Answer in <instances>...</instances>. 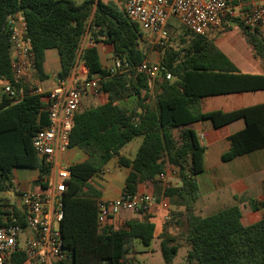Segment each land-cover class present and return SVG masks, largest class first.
Returning <instances> with one entry per match:
<instances>
[{
	"label": "trees",
	"instance_id": "trees-1",
	"mask_svg": "<svg viewBox=\"0 0 264 264\" xmlns=\"http://www.w3.org/2000/svg\"><path fill=\"white\" fill-rule=\"evenodd\" d=\"M15 13H22L28 25L35 78L42 81L47 77L45 53L57 49L60 79L68 78L80 63L89 79H98L100 91L107 97L104 104L81 106L75 113L70 148H79L88 159L69 166L60 225L69 259L59 264H132L128 255L135 241L150 246L155 239V224L139 218L127 220L118 230L99 228L97 201L101 193L89 181L103 173L113 158L130 169L125 183V191L129 192H136L142 182L156 184V176L169 165L177 170L181 185L165 188L163 195L170 206L182 208L171 213L167 221L185 217L189 264H264V217L244 225L238 205L206 217L194 213L199 194L197 176L204 171L206 147L197 132L187 127L209 121L219 129L243 120L245 127L228 136L229 149L221 156L223 162L264 149V104L230 112H203L200 107L206 97L264 90V74L216 69L213 41L183 26L185 31L179 39L168 37L165 47L158 49L159 63L172 78L167 80L161 75L156 82L158 92L150 100L154 79L135 69L147 58L140 47L143 35L140 25L125 13L124 5L121 9L103 0H85L79 5L72 0H0V80L6 83L13 79L9 32L3 27ZM234 19L256 55L264 58L263 33L244 27L240 17ZM88 34L91 45L83 46ZM101 43L110 45L114 57L127 61L131 69L111 73L101 62L97 48ZM19 86L27 89L25 82ZM128 98L135 100L134 107L121 104ZM48 125L49 113L41 96L26 94L15 100L4 93L0 102V194L7 197H0V226L12 219L25 225L24 208L9 203L10 192L19 195L13 170L36 168L37 184L50 174L32 146L36 132ZM137 137H142V142L134 159L121 156L122 149ZM251 205L258 208L254 201ZM180 247L175 237H161L165 264L173 263ZM22 260L17 256L13 264Z\"/></svg>",
	"mask_w": 264,
	"mask_h": 264
},
{
	"label": "built area",
	"instance_id": "built-area-1",
	"mask_svg": "<svg viewBox=\"0 0 264 264\" xmlns=\"http://www.w3.org/2000/svg\"><path fill=\"white\" fill-rule=\"evenodd\" d=\"M241 0H124V11L130 19L152 30L155 39L152 46L165 47L168 40V20L176 18L191 32L211 38L214 32L224 28L231 9ZM244 27L260 31L264 35V0L250 8L242 17ZM5 27L9 32V54L13 82H7L4 93L11 99H21L26 94L41 96L49 113L48 127L33 136L35 153L48 168L50 174L43 178L39 188L19 194L20 205L25 212V225L6 222L0 226V264H13L17 256L23 260L18 264H59L69 259L60 230L64 218V196L70 179L69 166L64 156L70 148V135L75 113L83 99L104 95L98 79H89L84 65L77 63L71 75L58 79L51 90H45L41 80L34 77L35 58L28 25L22 13L11 15ZM111 73H125L130 64L112 56L107 66ZM137 73L156 79L163 75L171 80V74L159 62L145 59L135 67ZM25 82L27 89L20 87ZM108 170H106L107 172ZM177 173V170L175 169ZM155 181L161 184L158 196L147 192L123 191L112 200H98V225L100 229L116 230L113 217L123 211L135 214L150 213L158 204L168 210L170 205L164 197L168 186L167 171L159 173ZM45 186H43V185ZM165 219H168L166 215ZM57 224V227H55Z\"/></svg>",
	"mask_w": 264,
	"mask_h": 264
},
{
	"label": "crops",
	"instance_id": "crops-1",
	"mask_svg": "<svg viewBox=\"0 0 264 264\" xmlns=\"http://www.w3.org/2000/svg\"><path fill=\"white\" fill-rule=\"evenodd\" d=\"M238 5V3H237ZM240 6V4H239ZM236 6V7H239ZM226 22V21H225ZM224 22V24H226ZM224 27L220 31L214 32L210 38L213 41L216 53L213 54V64L216 65V69L225 70L238 73L247 74H264V58L256 55L255 50L251 46L248 38L243 34L247 40L253 55L255 56V63L252 65L247 61H240L239 64L222 48V43L226 33L231 31ZM230 46V45H229ZM110 45L97 44L101 62L104 65L112 63L113 50ZM231 48V47H230ZM220 56H219V54ZM55 67L57 72V79L50 80L49 68ZM255 70H254V68ZM61 69V60L57 49H49L45 53L44 71L46 78L41 81V85L45 90H51L56 85L59 77L58 73ZM2 81V80H0ZM6 85V82L4 81ZM4 85V86H5ZM156 86H153V88ZM4 87L2 89L3 98ZM153 88L151 93L153 92ZM107 100L105 95L97 97H87L82 100L81 106L92 107L104 104ZM130 104V108L135 105V100L132 98L125 99L121 104ZM258 104H264V90L256 92H242L228 95H219L203 98L200 102V107L203 112H210L215 110H221L224 112H230ZM187 127L194 129L202 143L206 147L204 155V171L202 174L197 176V183L199 186L198 198L194 203V213L201 217L210 216L216 214L226 208L238 205L240 207L242 218L241 221L244 225H251L264 217V149H260L249 154L240 156L230 162H223L221 156L224 152L229 149L228 136L232 133L242 130L245 127L243 120L231 123L223 128L216 129L209 121L194 122ZM126 147V146H125ZM125 147L121 151V156L133 160L134 157L127 155L124 151ZM210 147L213 151H210ZM131 154V153H130ZM136 155V154H135ZM88 159L87 155L84 154L79 148H69L68 152L64 156V160L68 166L82 163ZM117 163L119 167L125 168V177L130 172V169L119 164L118 158ZM106 167V165H105ZM104 167V169H105ZM167 181L168 187H177L181 185V180L178 173L175 172V168L171 165L167 166ZM102 174L94 176L89 184L100 191L101 197L98 200H112L118 198L125 190V184L121 189H117L111 186L108 181L101 179ZM38 174L31 179L26 188H23L19 183L16 185V189L20 194L23 191H33L39 188L36 183ZM126 183V182H125ZM22 187L23 190L20 188ZM161 184L153 182H142L139 183L136 192H147L158 196L161 192ZM26 189V190H25ZM11 197H14L13 192H10ZM251 201L256 203L257 209H254L251 205ZM170 208V207H169ZM129 213L123 211L120 215L113 217L112 224L116 226L122 222V215ZM168 210L162 209L158 204L150 213L135 214L133 218H139L142 221L150 222L155 224L156 233L157 227L163 220H165ZM167 220V219H166ZM158 222V224L156 223Z\"/></svg>",
	"mask_w": 264,
	"mask_h": 264
},
{
	"label": "rangeland",
	"instance_id": "rangeland-1",
	"mask_svg": "<svg viewBox=\"0 0 264 264\" xmlns=\"http://www.w3.org/2000/svg\"><path fill=\"white\" fill-rule=\"evenodd\" d=\"M76 4H82L85 0H72ZM104 2H112L117 4L121 9L124 5V0H103ZM261 0H241L237 6L231 9L230 13L227 15L226 24H224V27L230 28V27H237L233 28L231 31L226 33L224 36V40L222 43V48L239 64L240 61H247L250 62L252 65L255 63V56L253 55L249 45L247 44V40L242 35V32L239 29V26L237 22L235 21V17H241L254 5L258 4ZM234 17V18H233ZM170 26V29L168 27ZM168 33L171 39H179V36L183 34L185 29L181 25V23L176 19L171 17L168 20ZM140 29L143 35V41L140 43L141 49L145 52L147 55V60L151 62H159V50L152 46V41L155 39L154 34L152 30L149 28L144 27L143 25H140ZM91 36L88 34L83 41V46L91 45ZM105 45L106 44H100ZM230 45V46H229ZM231 47V48H230ZM111 48V47H110ZM112 60V59H111ZM110 65V64H109ZM254 68V67H253ZM255 70V68H254ZM57 72L58 70L55 67L49 68V78L50 80H56L57 79ZM160 79V76H157L156 79H154V86H156V82ZM4 81H0V98L2 96V89L1 87H4ZM158 92L157 86L153 88V92L151 93L150 100L155 97V94ZM126 103V102H125ZM135 105V104H133ZM126 107L130 108V104H125ZM84 108V106H82ZM133 107V106H132ZM131 107V108H132ZM142 142V137H137L133 139L131 142H129L124 151L127 152V155L134 157L137 153L140 144ZM213 151V148L210 147L209 153ZM131 153V154H130ZM64 164H66L64 160ZM106 170H108L106 172ZM38 174V170L36 168H16L13 170L12 178L14 179V186L18 185V183L23 187L26 188L28 183L31 182V179ZM101 179L105 182L108 181L111 183V186L117 189H121L122 186L126 182L125 177V168L119 167L117 163V159L113 158L111 159L107 164L103 171ZM22 187L20 188L21 190ZM15 190L17 191L16 187ZM26 190V189H25ZM18 193V191H17ZM0 197L6 198V195L0 194ZM10 204H19L20 205V199L19 195H15L14 197H11L9 199ZM182 211V208L170 206L168 209V216L173 212H180ZM133 213H125L122 215L121 219L122 222L115 227L116 230L123 227L124 223L129 220L133 219ZM160 221H156L158 224ZM186 220L184 216H180L178 218V221H172L169 222L166 219L163 220V222L158 225L157 227V233L155 239L152 241L150 246H145L141 241L136 240L135 241V247L131 250L130 254L128 255V259L132 262V264H165L164 258L162 256L160 245H161V237L165 234L171 235L176 238L177 243L181 244V247L179 248V251L176 255V257L173 260L172 264H189L187 260V254L189 247L185 241V233H186ZM55 227H57V224H55Z\"/></svg>",
	"mask_w": 264,
	"mask_h": 264
},
{
	"label": "water",
	"instance_id": "water-1",
	"mask_svg": "<svg viewBox=\"0 0 264 264\" xmlns=\"http://www.w3.org/2000/svg\"><path fill=\"white\" fill-rule=\"evenodd\" d=\"M5 29V26L3 27V30Z\"/></svg>",
	"mask_w": 264,
	"mask_h": 264
}]
</instances>
